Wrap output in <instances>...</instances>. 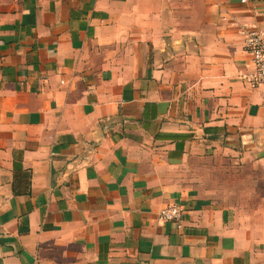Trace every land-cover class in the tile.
<instances>
[{"label": "crops", "instance_id": "1", "mask_svg": "<svg viewBox=\"0 0 264 264\" xmlns=\"http://www.w3.org/2000/svg\"><path fill=\"white\" fill-rule=\"evenodd\" d=\"M249 28L264 0H0V264H264Z\"/></svg>", "mask_w": 264, "mask_h": 264}, {"label": "built area", "instance_id": "2", "mask_svg": "<svg viewBox=\"0 0 264 264\" xmlns=\"http://www.w3.org/2000/svg\"><path fill=\"white\" fill-rule=\"evenodd\" d=\"M244 2V0H240ZM243 48L250 55L253 65V74L249 82L251 86L264 85V38L253 28L241 29ZM183 210L176 205H167L159 209L158 218L162 222H178Z\"/></svg>", "mask_w": 264, "mask_h": 264}]
</instances>
